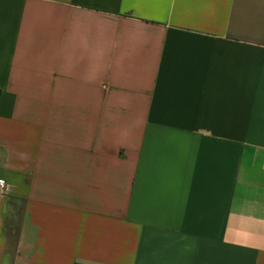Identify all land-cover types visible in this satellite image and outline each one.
Returning <instances> with one entry per match:
<instances>
[{"label": "crops", "instance_id": "1", "mask_svg": "<svg viewBox=\"0 0 264 264\" xmlns=\"http://www.w3.org/2000/svg\"><path fill=\"white\" fill-rule=\"evenodd\" d=\"M0 264H264V0H0Z\"/></svg>", "mask_w": 264, "mask_h": 264}, {"label": "built area", "instance_id": "2", "mask_svg": "<svg viewBox=\"0 0 264 264\" xmlns=\"http://www.w3.org/2000/svg\"><path fill=\"white\" fill-rule=\"evenodd\" d=\"M5 180L0 179V188L3 189L5 187Z\"/></svg>", "mask_w": 264, "mask_h": 264}]
</instances>
